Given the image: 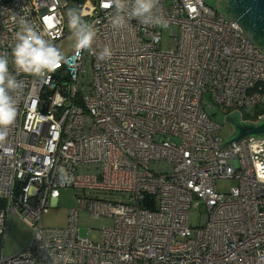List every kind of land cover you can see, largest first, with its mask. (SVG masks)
Instances as JSON below:
<instances>
[{
  "label": "built area",
  "instance_id": "obj_1",
  "mask_svg": "<svg viewBox=\"0 0 264 264\" xmlns=\"http://www.w3.org/2000/svg\"><path fill=\"white\" fill-rule=\"evenodd\" d=\"M153 2L150 23L127 0L114 27L115 4L102 0H0V55L13 73L19 17L55 45L72 33L70 8L96 30L51 73L17 76L16 118L0 130V236L13 215L34 235L2 264H264V140L220 151L223 127L203 103L208 94L263 119L264 54L202 0ZM221 180L235 183L228 194ZM64 189L77 198L69 225L46 228ZM82 213L113 221L99 243L82 237Z\"/></svg>",
  "mask_w": 264,
  "mask_h": 264
},
{
  "label": "clouds",
  "instance_id": "obj_2",
  "mask_svg": "<svg viewBox=\"0 0 264 264\" xmlns=\"http://www.w3.org/2000/svg\"><path fill=\"white\" fill-rule=\"evenodd\" d=\"M127 0H111L105 5L102 0V6L116 8V15L112 17L111 23L114 27L123 24L125 16V4ZM153 0H135L131 15L138 17L144 23H150L152 20ZM68 27L76 38L75 47L81 50L90 49L96 37L94 26L84 18V13L76 8L67 10ZM17 20L16 17H13ZM47 31L48 24L44 21ZM19 31L16 32V44L12 49L11 55L15 72L9 70V59L5 55H0V130L7 128L15 121L17 108L16 101L11 95L19 89L22 84L17 79L19 74L27 76H45L54 71L55 67L63 61V55L51 39H46L41 32H38L31 21L21 16L18 18ZM111 56V51L107 47L100 54V59ZM64 264H69L70 256L62 257Z\"/></svg>",
  "mask_w": 264,
  "mask_h": 264
},
{
  "label": "rangeland",
  "instance_id": "obj_3",
  "mask_svg": "<svg viewBox=\"0 0 264 264\" xmlns=\"http://www.w3.org/2000/svg\"><path fill=\"white\" fill-rule=\"evenodd\" d=\"M171 32L175 36L179 35V28L173 27L163 31L164 40L170 39ZM76 38L72 33L65 36L63 39L56 43L63 55V59L72 55L75 48ZM167 44H163V48H166ZM204 107L206 113L222 126L221 138L225 141L233 132L232 126L225 122L228 110L226 108L217 106L214 99L210 95L204 96ZM206 103V105H205ZM264 106V94L263 102ZM233 181L221 180L217 183L219 192L228 194L231 187L234 186ZM77 198L73 190L64 189L61 191V198L58 202L57 208L49 210L47 215L43 219V225L46 228L62 229L69 225V211L76 209ZM206 213V208L203 206L201 210L196 211L191 216V226L195 229L199 227L203 215ZM113 221L108 219L93 220L90 215L82 213L80 216L81 235L83 238H89L93 243H99L101 241L102 230L106 226H112ZM88 229L91 232L88 234ZM33 229L27 225L19 216L13 215L8 218V229L5 236H0V261L3 256L4 259H10L23 251L33 239ZM0 264H2L0 262Z\"/></svg>",
  "mask_w": 264,
  "mask_h": 264
},
{
  "label": "water",
  "instance_id": "obj_4",
  "mask_svg": "<svg viewBox=\"0 0 264 264\" xmlns=\"http://www.w3.org/2000/svg\"><path fill=\"white\" fill-rule=\"evenodd\" d=\"M218 15L237 23L243 34L264 54V0H202ZM232 134L218 147L220 151L247 140H264V118L246 121L240 111L227 114Z\"/></svg>",
  "mask_w": 264,
  "mask_h": 264
},
{
  "label": "trees",
  "instance_id": "obj_5",
  "mask_svg": "<svg viewBox=\"0 0 264 264\" xmlns=\"http://www.w3.org/2000/svg\"><path fill=\"white\" fill-rule=\"evenodd\" d=\"M262 109L263 108L260 106V107L257 108L256 112L259 113L260 111H262ZM229 113H230V111H228L227 114H229ZM243 117H244V120H246V121H248V120L249 121H256L255 118H251L250 114H247L245 112H243ZM143 205L146 206V202H144ZM4 207H5V201L0 199V209H2Z\"/></svg>",
  "mask_w": 264,
  "mask_h": 264
}]
</instances>
